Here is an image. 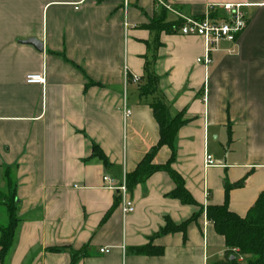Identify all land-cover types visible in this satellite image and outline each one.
Listing matches in <instances>:
<instances>
[{
    "label": "crops",
    "instance_id": "1",
    "mask_svg": "<svg viewBox=\"0 0 264 264\" xmlns=\"http://www.w3.org/2000/svg\"><path fill=\"white\" fill-rule=\"evenodd\" d=\"M225 4L248 5L249 21L233 44L221 43L207 69L196 63L200 38L175 31L155 40L146 28L156 17L196 20ZM149 62L157 94L140 97ZM40 74L44 84H26ZM156 98L185 121L172 169L192 199L204 209L222 206L224 184L244 180L228 193L229 211L244 218L264 195V0H0V228L10 192L17 220L0 264H71L74 254V264L224 259V239L205 214L185 234L159 235L166 219L179 226L199 211L169 196L175 186L166 173L126 188L130 214L102 180L109 176L119 188L157 145ZM206 156L214 167L205 168ZM169 158L162 147L154 164ZM148 245L162 253L133 251Z\"/></svg>",
    "mask_w": 264,
    "mask_h": 264
},
{
    "label": "trees",
    "instance_id": "2",
    "mask_svg": "<svg viewBox=\"0 0 264 264\" xmlns=\"http://www.w3.org/2000/svg\"><path fill=\"white\" fill-rule=\"evenodd\" d=\"M181 25V21L165 23L163 16H161L156 17L146 28L155 33V40H157L160 33H173ZM144 79L145 83L138 87L139 96L156 95L158 79L152 70L151 62L145 66ZM151 109L154 120L159 128V140L157 145L144 156L135 171L125 177L126 188L128 191H131L137 185L144 183L153 174L164 172L170 177L175 186L169 196L172 199L178 200L182 205L199 208V211L190 220L179 226H175L169 219H166L165 226L160 230L159 235L185 234L188 226L205 214L207 221L212 223L216 234L224 239V259L214 264H264V195L258 197L256 203L244 218L230 212L228 209L229 191L241 188L244 185V180L234 185L224 184L225 202L222 206H207L205 209L198 206L186 190L183 179L172 169V164L176 157V136L185 121L181 114L171 117L162 98H156L151 104ZM162 147H166L170 151V158L166 165L160 166L154 164V158ZM92 153L93 157L98 158L104 164L106 163L103 154L96 147L93 148ZM4 205L8 215V223L5 227L0 228V260L2 262L12 245L17 224L13 193L10 192L7 195ZM133 251L135 254L141 256H156L162 253L161 249L150 245ZM76 259L77 256L74 254L71 264H74Z\"/></svg>",
    "mask_w": 264,
    "mask_h": 264
},
{
    "label": "built area",
    "instance_id": "3",
    "mask_svg": "<svg viewBox=\"0 0 264 264\" xmlns=\"http://www.w3.org/2000/svg\"><path fill=\"white\" fill-rule=\"evenodd\" d=\"M248 5L225 4L211 5L207 7L206 14L201 19H182V25L176 29L177 33L183 37H198L204 45L203 56L196 60V63L207 69L212 63V55L218 52L221 43H231L245 30L249 17L246 9ZM26 84L41 85L45 83L43 75H28L25 78ZM130 115L129 110L124 111V117ZM205 168L214 167V162L210 156H206ZM107 187L121 197L122 213L130 214L134 211L133 203L125 199L126 186L125 178L119 188H113L112 180L104 175L102 178ZM101 254L107 253V249L99 251Z\"/></svg>",
    "mask_w": 264,
    "mask_h": 264
},
{
    "label": "water",
    "instance_id": "4",
    "mask_svg": "<svg viewBox=\"0 0 264 264\" xmlns=\"http://www.w3.org/2000/svg\"><path fill=\"white\" fill-rule=\"evenodd\" d=\"M25 43L34 46L40 52L42 51V44H41V42H37L35 40H28Z\"/></svg>",
    "mask_w": 264,
    "mask_h": 264
}]
</instances>
